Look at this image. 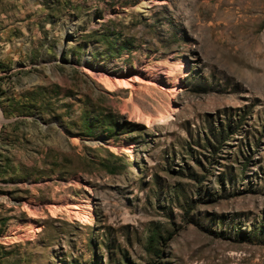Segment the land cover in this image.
I'll return each mask as SVG.
<instances>
[{
    "label": "rangeland",
    "instance_id": "1",
    "mask_svg": "<svg viewBox=\"0 0 264 264\" xmlns=\"http://www.w3.org/2000/svg\"><path fill=\"white\" fill-rule=\"evenodd\" d=\"M143 1L0 0V264H264V0Z\"/></svg>",
    "mask_w": 264,
    "mask_h": 264
},
{
    "label": "bare ground",
    "instance_id": "2",
    "mask_svg": "<svg viewBox=\"0 0 264 264\" xmlns=\"http://www.w3.org/2000/svg\"><path fill=\"white\" fill-rule=\"evenodd\" d=\"M143 6L145 8H148V5L146 3V1H143ZM182 71H184V67H182ZM85 72L89 75V76H93L95 77L98 81H104V86L108 87L109 89H122V90H129L130 92V99L133 98V84L138 83V84H143L146 86H151L154 85L153 82L155 83H159L161 85V83L163 84L164 87L159 86V89L162 91H167L165 84L169 85V82H167L170 79V75L172 74L171 70L167 69L166 67H160L159 69H157L154 73V75L152 76V74L148 71V69H145L144 67H140L139 69H137V73L134 74V72L131 73L130 76L127 77H121V76H116V75H107L105 74L104 71H96V72H91L89 70H85ZM141 74L144 76L140 77ZM140 75V76H139ZM178 78H182L183 74L182 72H180L178 75ZM262 77H264V75H262ZM162 78V79H161ZM153 81V82H151ZM176 82L178 81V79L176 78L175 80ZM261 84V83H260ZM176 84H172V88L168 89V91L170 92H175L176 91ZM159 90V91H160ZM169 93V92H168ZM171 93V94H172ZM132 97V98H131ZM137 120L138 121H146L147 125L149 123L148 119H146L143 115L138 114L137 116ZM122 153L125 154L128 158V160H132L133 158V145H129L126 147H122ZM60 209L64 210V212L68 215V216H73L74 220H81L82 218L87 219L88 218L85 215H88V211L90 210L89 205L84 204L82 205H77L74 203H65L64 206L60 207ZM83 210H85V215H83L81 212H84Z\"/></svg>",
    "mask_w": 264,
    "mask_h": 264
}]
</instances>
